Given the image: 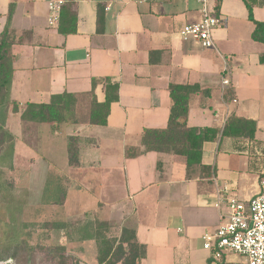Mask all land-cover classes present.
Returning <instances> with one entry per match:
<instances>
[{
	"label": "crops",
	"instance_id": "obj_1",
	"mask_svg": "<svg viewBox=\"0 0 264 264\" xmlns=\"http://www.w3.org/2000/svg\"><path fill=\"white\" fill-rule=\"evenodd\" d=\"M51 1L0 0V34L14 5L10 100L21 110L53 95L88 93L92 80L105 78L118 84L119 99L111 104L105 127L24 124L9 110L5 127L14 137L15 160L18 151L27 152L40 184L51 173L65 180V200L57 207L71 225L105 222L108 235L116 238L123 229L133 230L145 248L138 264H244L235 254L215 259L202 242L226 217L225 200L215 206L218 195L248 201L264 176V64L259 63L264 45L251 40L253 24L244 1L210 0L211 11L221 18L212 49L181 41L177 34L197 21L196 0H64V12L76 16L75 33L67 36L58 26L48 27ZM252 15L264 23V0ZM224 68L230 80L226 88L221 86ZM170 84L200 89L189 99L188 127L220 133L236 116L255 123L254 139L219 134L203 145L201 166L190 169L176 155L127 158V149L142 150L145 129L166 127ZM94 97L97 103L105 100L100 82ZM73 136L79 139L74 168L67 161V138ZM89 243L94 244H78L79 258L96 264V251L86 259Z\"/></svg>",
	"mask_w": 264,
	"mask_h": 264
},
{
	"label": "trees",
	"instance_id": "obj_2",
	"mask_svg": "<svg viewBox=\"0 0 264 264\" xmlns=\"http://www.w3.org/2000/svg\"><path fill=\"white\" fill-rule=\"evenodd\" d=\"M248 13V21L253 24L251 40L264 45V23L253 19L252 11L255 6H262L263 0H243ZM14 5L9 6L7 23L0 34V194L6 189L4 170H13L14 137L6 129L8 111L19 114L21 123H33L48 125L55 128L65 124L77 126L86 124L89 126L105 127L110 112V106L118 102V84L110 78L97 81L92 80L91 91L85 94L53 95L47 103L27 104L19 110L16 103L10 100V87L13 75V56L11 47L16 42V37L10 29V21ZM97 24H102V18L98 16ZM76 16L70 11L64 12L63 6L60 13L58 33L67 36L75 33ZM264 64V55L259 59ZM102 83L105 100L97 103L94 97V89L97 83ZM200 92L197 85H173L168 86L169 98L172 102L167 125L164 129H145L140 137L142 150L129 148L126 150L127 158H135L144 153L154 152L180 156L185 160L187 169L193 166H201L202 148L205 143L214 142L218 135L237 139L253 140L255 136V123L251 120L231 116L227 119L222 131L212 128L188 127L186 119L189 110V99ZM89 100L86 107V100ZM86 110L81 113L80 109ZM79 139L67 138V161L69 167H77ZM11 183L8 186L11 188ZM67 192V184L64 179L51 173L47 176L40 196V206H62ZM48 226L51 231H63L66 241L69 243H82L93 241L96 248V264H138L145 255L144 246L139 245L135 239L133 230L123 229L120 236L110 237L109 225L105 222L85 220L75 225L63 222H51L42 225ZM26 241L23 240L12 255L2 257L0 261L15 259L24 252ZM32 250L31 248H28ZM61 252L57 264H67L64 249ZM21 251V252H20ZM30 257L25 256V264H30Z\"/></svg>",
	"mask_w": 264,
	"mask_h": 264
},
{
	"label": "rangeland",
	"instance_id": "obj_3",
	"mask_svg": "<svg viewBox=\"0 0 264 264\" xmlns=\"http://www.w3.org/2000/svg\"><path fill=\"white\" fill-rule=\"evenodd\" d=\"M88 102L87 98L86 107ZM86 107L81 108L80 112L83 113ZM23 142L28 144V138L25 137ZM32 162L27 152L18 151L16 160L13 157V170H4L7 185L0 194V255L9 257L23 240L27 244L24 252L15 259L0 261V264H25V256L31 258L30 264H57L61 254L57 249L61 248L64 249L67 264H83L78 253L80 243L67 242L63 231H51L48 226L42 227L45 223L71 224L73 221H66L63 210L57 206L39 205L43 184L31 174L29 167ZM37 173L41 176V169ZM8 183L12 184L11 188ZM87 248L86 259L90 260L96 250L93 243L87 244Z\"/></svg>",
	"mask_w": 264,
	"mask_h": 264
},
{
	"label": "built area",
	"instance_id": "obj_4",
	"mask_svg": "<svg viewBox=\"0 0 264 264\" xmlns=\"http://www.w3.org/2000/svg\"><path fill=\"white\" fill-rule=\"evenodd\" d=\"M196 3L199 6L197 21L184 25L177 34L181 41H193L203 49H212L215 47L213 32L220 27L221 18L211 11L210 0H196ZM63 5L64 0L49 2L48 27L58 26ZM223 71L221 86L226 88L230 80L226 68ZM222 200L226 203V217L215 231L202 236L203 249L215 259L235 254L245 259L244 264H264V176L258 194L248 201L218 195L215 206H220Z\"/></svg>",
	"mask_w": 264,
	"mask_h": 264
}]
</instances>
